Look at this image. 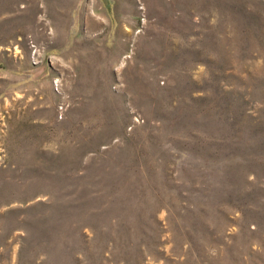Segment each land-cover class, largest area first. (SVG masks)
I'll use <instances>...</instances> for the list:
<instances>
[{"label": "rangeland", "instance_id": "1", "mask_svg": "<svg viewBox=\"0 0 264 264\" xmlns=\"http://www.w3.org/2000/svg\"><path fill=\"white\" fill-rule=\"evenodd\" d=\"M0 264H264V0H0Z\"/></svg>", "mask_w": 264, "mask_h": 264}, {"label": "built area", "instance_id": "2", "mask_svg": "<svg viewBox=\"0 0 264 264\" xmlns=\"http://www.w3.org/2000/svg\"><path fill=\"white\" fill-rule=\"evenodd\" d=\"M54 85H57V84L54 83ZM58 109H59V111H61V110L63 109V104L60 103V104L58 105Z\"/></svg>", "mask_w": 264, "mask_h": 264}]
</instances>
